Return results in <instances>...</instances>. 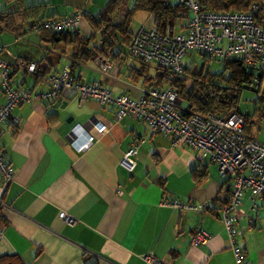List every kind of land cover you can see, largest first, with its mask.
I'll list each match as a JSON object with an SVG mask.
<instances>
[{"label":"crops","instance_id":"crops-1","mask_svg":"<svg viewBox=\"0 0 264 264\" xmlns=\"http://www.w3.org/2000/svg\"><path fill=\"white\" fill-rule=\"evenodd\" d=\"M109 1L0 0V12L12 13L24 25L20 35L0 27V59L11 64L14 85L46 90L45 77L70 63L69 50L54 47L45 31L32 30L33 24L82 10L78 30L87 37L93 33L92 20ZM138 14L140 25L147 26L148 15ZM113 55L99 56L112 64L106 74L95 60L76 63L71 73L100 83L116 96H141L144 88L131 75L141 63L129 55L127 44H118ZM20 62L35 63L36 72L28 73ZM12 115L19 124L0 136L1 152L15 170L11 182L0 178V256L16 255L23 264H149L143 259L148 254L162 264H236L221 219L230 184L215 174L201 152L172 147L168 138L134 117L116 122L112 106L82 102L69 90L51 101L19 105ZM96 121L107 132L91 130L96 140L77 152L70 130L79 124L89 131ZM135 143L138 153L129 172L122 158ZM201 174L203 181L197 183ZM174 199L204 210L162 204ZM239 208L236 244L246 264H264V203L252 207L246 192ZM62 215L75 223L65 222ZM198 230L210 239L192 246Z\"/></svg>","mask_w":264,"mask_h":264},{"label":"built area","instance_id":"built-area-1","mask_svg":"<svg viewBox=\"0 0 264 264\" xmlns=\"http://www.w3.org/2000/svg\"><path fill=\"white\" fill-rule=\"evenodd\" d=\"M176 1L188 11L182 27L174 33L165 34L149 26L139 27L131 35L129 53L132 57L146 65L165 69L170 78L183 74V59L189 53H201L211 60H238L252 73L264 69V0L251 2L246 11L232 13L204 10L200 0ZM82 15V10H75L61 18L42 19L32 25V30L36 33H79ZM95 62L102 73L106 74L112 68V64L104 57H97ZM19 67H24L31 74L36 72L35 63L25 65L20 62ZM10 71L11 64L0 59V87L4 96V103L0 105V136L10 126L19 124L12 115L15 107L42 100L50 101L69 90L75 92L82 102L94 100L99 105L112 106L116 122L134 117L152 133L168 138L172 147L183 146L201 152L202 159L213 166L215 174L230 184L221 219L236 264H246L236 244L235 223L241 218L239 207L246 192L250 194L252 207L264 203V144L243 133L242 115L236 112L228 116L186 112L180 108L178 92L171 86L144 89L137 98L116 96L100 83H88L74 77L68 65L47 77L46 90L15 86ZM253 82L259 87L261 79L256 77ZM91 130L103 135L107 132V126L96 121L92 122L89 131L79 124L70 130V144L77 152L89 149L96 140ZM138 148L135 143L123 155L122 163L129 172L134 168L133 157L137 155ZM14 174L15 170L5 160L0 149V178L9 183ZM162 204L182 211L204 210L202 205L178 199L166 200ZM61 219L69 224L75 223L70 216L62 215ZM209 239L207 232L198 230L192 235L190 243L200 246ZM143 259L149 264H162L149 254Z\"/></svg>","mask_w":264,"mask_h":264},{"label":"trees","instance_id":"trees-1","mask_svg":"<svg viewBox=\"0 0 264 264\" xmlns=\"http://www.w3.org/2000/svg\"><path fill=\"white\" fill-rule=\"evenodd\" d=\"M253 1L257 0H200V3L207 11L232 13L246 11ZM137 13L148 15L150 21L147 26L160 34L179 30L188 16L186 8L176 0L173 3L170 0H132L131 2L110 0L102 13L92 20L93 33L87 37L81 36L78 32H45L49 42L54 43V47L58 46L63 51L69 50L70 66H68L71 69L76 63H88L102 55L115 57L114 48L118 44H127L129 47L133 33L130 24ZM0 27L18 35L24 31L23 23L16 21L10 12H0ZM202 56L207 58L204 54ZM137 60L141 63V67L131 72L133 77H137L133 79L139 81L144 89L173 87L178 92L180 108L186 112L223 116L236 112L244 117L243 133L250 137H253L250 133L252 118L264 120V91H261L260 86L256 93L252 115L239 110L245 87L257 86L253 82L256 78L254 73L248 71L238 60H223V72H228L227 77L223 74L211 75L203 68L194 71L184 66L183 74L177 78H170L163 68L152 64L146 65ZM48 76L45 77V82ZM199 177L197 183L203 181V174ZM0 264H23V262L16 255H2Z\"/></svg>","mask_w":264,"mask_h":264},{"label":"rangeland","instance_id":"rangeland-1","mask_svg":"<svg viewBox=\"0 0 264 264\" xmlns=\"http://www.w3.org/2000/svg\"><path fill=\"white\" fill-rule=\"evenodd\" d=\"M132 1V0H131ZM140 14H136L133 18L130 27L138 29L143 23L142 18H140ZM183 65L189 69H192L194 71H197L201 68L208 71L211 75H219L223 74L225 77H227L228 72H223L224 63L223 60L220 59H214L211 60L209 58H204L202 54L200 53H189L185 56L183 59ZM260 77L261 78V84L260 89L261 91H264V69H262L260 72L254 73V77ZM255 98L256 93L250 90H244L242 93V97L239 104V110L242 113H248L252 115V111L255 105ZM251 135L259 142L264 143V120H257L255 118H252V124L250 128Z\"/></svg>","mask_w":264,"mask_h":264},{"label":"water","instance_id":"water-1","mask_svg":"<svg viewBox=\"0 0 264 264\" xmlns=\"http://www.w3.org/2000/svg\"><path fill=\"white\" fill-rule=\"evenodd\" d=\"M246 90H250V91H253L255 93L258 92V87H251V88H248L247 86L245 87Z\"/></svg>","mask_w":264,"mask_h":264}]
</instances>
